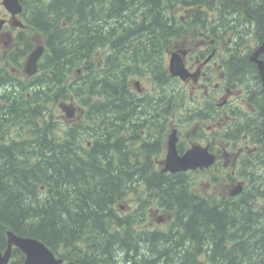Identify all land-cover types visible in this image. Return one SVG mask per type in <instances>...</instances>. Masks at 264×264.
<instances>
[{
  "label": "trees",
  "instance_id": "16d2710c",
  "mask_svg": "<svg viewBox=\"0 0 264 264\" xmlns=\"http://www.w3.org/2000/svg\"><path fill=\"white\" fill-rule=\"evenodd\" d=\"M19 1L28 28L0 80V252L11 230L77 264H264V129L256 161L238 171L243 191L218 198L188 173L129 161L122 135L127 100L137 102L130 76L168 77L164 55L189 25L235 31L247 60L250 39L264 40V0ZM179 8L194 13L185 26ZM36 36L38 71L17 79L4 63L22 68ZM71 100L78 117L59 124L51 106ZM153 207L172 213L165 227L143 226ZM22 261L13 248L12 264Z\"/></svg>",
  "mask_w": 264,
  "mask_h": 264
},
{
  "label": "flooded vegetation",
  "instance_id": "af4514ba",
  "mask_svg": "<svg viewBox=\"0 0 264 264\" xmlns=\"http://www.w3.org/2000/svg\"><path fill=\"white\" fill-rule=\"evenodd\" d=\"M184 11L179 15L183 26L187 19L194 16L192 8ZM211 15L213 20L214 12L205 14L206 17ZM18 17L23 22L22 16ZM11 19V14L0 4V20H4L0 28V80L2 57L17 46V33L27 29L12 27ZM209 25L206 23L198 30L196 28L195 36L190 37L187 35L191 28L189 25L182 30L187 36L173 41L162 63L168 77L152 81L147 88L130 81L131 95L137 97V102L127 100L122 126L123 140L129 161L136 158L139 163L153 164L162 173L171 174L164 171V163L169 136L175 131L178 155H183L194 144L206 147L215 157V163L210 168L230 167L227 173L229 180H245L238 174L237 168L241 167L244 159L256 161L259 149L263 148L264 94L253 76L257 72L256 65L250 60L251 53L262 41L256 39L255 44L249 45L251 52H248L247 60L240 61L245 50L233 45L235 31ZM173 52L179 54L189 73L185 79L173 76L169 71ZM4 66L15 78H25L23 65L17 69L6 61ZM77 117L74 114L68 120ZM199 170L202 168L185 173ZM13 248L8 264H12ZM21 253L23 261L18 264L25 260V254Z\"/></svg>",
  "mask_w": 264,
  "mask_h": 264
},
{
  "label": "water",
  "instance_id": "95a60500",
  "mask_svg": "<svg viewBox=\"0 0 264 264\" xmlns=\"http://www.w3.org/2000/svg\"><path fill=\"white\" fill-rule=\"evenodd\" d=\"M5 9L11 14L12 27L23 28L24 23L18 15L22 11V6L19 0H1ZM4 20H0V28ZM44 45L37 44L27 55L24 62V73L28 76H33L38 71V62L43 54ZM264 53V40L250 55V60L256 64L261 85L264 91V59L260 56ZM169 71L173 76H179L181 79L188 77L189 73L183 66L179 54L171 53ZM135 84L138 85L137 82ZM60 109L64 112L67 118H72L75 114V108L70 104H60ZM176 135L173 131L168 140V150L166 161L164 163V171L171 173L195 170L197 168H208L215 162V157L206 147L194 144L183 155H178L176 151ZM244 187L243 181H238L231 186L229 194L231 196L238 195ZM7 247L0 252V264H8L11 258L12 248L16 247L25 254V260L22 264H77L74 261L65 262L62 258L57 257L46 244L36 238L20 236L11 230L6 232Z\"/></svg>",
  "mask_w": 264,
  "mask_h": 264
},
{
  "label": "rangeland",
  "instance_id": "374dc122",
  "mask_svg": "<svg viewBox=\"0 0 264 264\" xmlns=\"http://www.w3.org/2000/svg\"><path fill=\"white\" fill-rule=\"evenodd\" d=\"M2 9L4 10V8L2 7ZM1 9V10H2ZM185 8H179V10H182L180 14L185 13L184 11ZM190 8L186 9L189 10ZM179 14V15H180ZM197 28V30L199 29V27L197 26H193L189 29V33H185L182 31V35L178 36L176 39H180V38H184V36L186 37L187 35H192L195 36V29ZM187 34V35H186ZM33 37V36H32ZM37 44H43V40L41 39V37L36 36L35 40H34ZM255 44V42H253V39H250L249 41V45H253ZM172 48V46L170 47ZM106 53V50H98L96 53V57L101 58L104 54ZM128 81H135L137 82L139 85L147 88L150 86V83L152 82V80L147 77V76H141V75H133L130 76ZM63 102H67V103H74L75 105V115H78L79 113V107L77 106V104L73 101H59L56 104H53L51 106V108L53 109V111L56 114V120L58 121L59 124L62 125H67L69 126L70 124H72L73 122H75L76 119H72V120H68L63 112L60 110L59 108V104L63 103ZM212 167V166H211ZM218 169H214V168H208V169H202L199 171H194L192 173H189V175L193 178L198 180V188L197 191H199L202 195L206 196V197H221L222 195H226L228 193V191L231 189L232 184H234L236 181L235 180H231L229 181L226 174L228 173V171H230V167L228 168H222L221 166H217ZM240 168H237V171ZM226 171V174H225ZM236 171V172H237ZM238 177V176H237ZM236 177V178H237ZM134 201L131 197L125 198L124 200H122L121 202L118 203V205L120 204V210H122L124 213L125 212H129L134 205ZM257 205L260 204H264V201H259L258 203H256ZM145 214V221L143 222V226L147 227V228H163L167 225V223L170 221V219L172 218V213L169 211H165L162 209H158V208H148Z\"/></svg>",
  "mask_w": 264,
  "mask_h": 264
},
{
  "label": "bare ground",
  "instance_id": "6f19581e",
  "mask_svg": "<svg viewBox=\"0 0 264 264\" xmlns=\"http://www.w3.org/2000/svg\"><path fill=\"white\" fill-rule=\"evenodd\" d=\"M21 6H22V11L20 13L21 16H23V12H24V7L23 4L20 2ZM72 101V100H71ZM70 102V101H69ZM64 104H68L67 102H65ZM214 155V154H213Z\"/></svg>",
  "mask_w": 264,
  "mask_h": 264
}]
</instances>
